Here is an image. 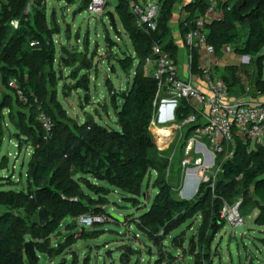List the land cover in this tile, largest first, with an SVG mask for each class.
<instances>
[{
  "label": "trees",
  "instance_id": "1",
  "mask_svg": "<svg viewBox=\"0 0 264 264\" xmlns=\"http://www.w3.org/2000/svg\"><path fill=\"white\" fill-rule=\"evenodd\" d=\"M89 1L81 0L80 10L87 8ZM114 1L115 15L132 47V54L121 51L114 62L125 74L134 70V75L125 90L109 88V105L102 110L113 112L116 122L112 127L97 125L91 120L90 124L80 125L57 101L59 81L54 69V37L59 29L54 21H48L45 0H0V148L4 137L1 124L6 118L14 130L17 150L22 146L31 149L25 173L26 188L19 192L0 191V264H39L24 253V245L29 241L38 257L43 255L54 260L80 240H97L102 233H86L80 229L63 243L51 245V237L65 219L106 217L111 224H123L124 220L120 222L104 213L102 206L107 202L106 197L111 190H117L126 196L125 202L137 208L140 199L150 200L143 184L151 174L155 176L151 186L156 194L147 211L132 219L131 224L155 249L153 264L179 262L178 255L185 250L184 239L180 234H173L195 218L200 220L197 246L209 250L215 236L227 225L220 214L224 203L232 205L240 199V215L244 218L243 212L251 208L257 212L253 223L264 226V144L251 147L236 140L231 159L223 161L218 157L220 173L213 189L211 180L201 183L190 200H182L168 182L167 161L162 159L151 133L158 111L157 82L144 74V65L156 58L155 46H160L176 62L177 47L168 25L174 9L182 4L187 13L181 23L184 36L205 13L206 1L160 0L154 31L137 27L132 13V5L137 0ZM226 6L229 10L223 19L205 27L206 45L218 59L223 57L226 48L238 57L250 58L248 64L240 66L249 68L247 85L242 84L236 67H225L226 74L221 78L230 95L264 96L263 59L259 56L264 49V0H229ZM13 21L18 22L16 29L11 26ZM106 41L108 54L114 46L118 47L107 35ZM60 53L58 71L74 68L70 78L75 83L69 90L87 92L89 75L78 78L82 71L92 70L87 51L77 53L61 47ZM110 66L115 72V66ZM11 82L15 83L14 88L9 87ZM17 91L27 99L26 104L20 102ZM42 112L53 122L48 135L37 121ZM191 114L184 102L174 112L178 124ZM194 128L182 129L185 140ZM7 165V158L3 157L0 171L6 170ZM147 185L148 181L146 189ZM144 205L140 210H146ZM41 209L50 214V222L45 227L38 223ZM201 258L211 264L205 252Z\"/></svg>",
  "mask_w": 264,
  "mask_h": 264
},
{
  "label": "rangeland",
  "instance_id": "2",
  "mask_svg": "<svg viewBox=\"0 0 264 264\" xmlns=\"http://www.w3.org/2000/svg\"><path fill=\"white\" fill-rule=\"evenodd\" d=\"M159 1L137 0L143 6L149 4L157 6ZM45 5L48 21H54L59 29L58 34L54 37L57 54H59L61 47H65L77 53L87 51L88 59H92V70L89 72L82 71L78 75V78L81 75H89L87 92L69 90L75 83L70 78L74 68H62L61 71H58V64L55 63L54 69L59 81L57 83V101L66 111V114L80 125L90 124L91 120L97 125L115 127V119L111 110H108V115H105L106 113L102 110L103 106L109 105V88L111 86L114 91L125 90L128 87L127 83L131 85L133 79L132 72L125 74L114 62V57L120 55L121 51L132 53L130 41L113 9L115 1L105 0L101 16L90 15L87 8L80 10L81 0L78 3H75L74 0H45ZM108 13L113 15L116 28L110 24ZM106 35L110 41L118 44V47L114 46L113 51L109 54L107 53ZM224 53L227 63L234 61L235 58H233L231 49L226 48ZM259 56L263 59L262 73H264V49L261 50ZM237 60L245 65L250 62V58L247 56ZM111 64L115 66V72H113ZM238 71L239 79L246 83L249 77V68H240ZM2 91L5 92V90ZM157 99L158 111L151 126V133L157 136L152 135L154 144L162 159L167 161L166 177L168 182L175 187L177 198L193 197L198 185L196 180L198 171L193 166V160L201 158V156L196 147L187 154L184 131L180 129L175 116L161 125L167 127L165 134L156 131V127L163 118V114L159 111L161 99ZM6 114L7 111L4 110V117ZM98 114L104 118L102 121ZM1 128L4 137L0 148V162L3 157H6L8 165L6 170L0 171V191L19 192L26 188L25 173L31 149L22 146L20 151L17 150V142L13 139L14 130L6 118L1 124ZM187 161H190V164L183 165ZM154 178V174H151L149 180L146 179L143 184V191L147 193L150 200L140 199V206L137 208L131 203L125 202L124 197L126 196L121 192L117 190L109 192L106 197L107 202L102 206V209L105 214L121 217L125 221L123 224L116 225L107 221L93 225L92 228H86L84 230L86 233L97 231L102 233V236L97 240L91 238L84 241L80 240L54 260H49L46 256L41 255L39 256V264H73L74 260H76V264H120L119 258L122 253L127 254V264H153L156 251L151 248V243L131 224V220L139 217L149 208L156 194V190L152 189L151 186ZM8 179L11 180V183ZM144 204L147 208L142 211L140 207L145 206ZM243 213V226L239 228L227 224L215 236L209 250H202L197 246L198 228L200 226L198 218L183 225L173 234H180L184 239L183 247L185 250L178 255L179 262L177 264H207L201 258L203 252L209 255L211 264H264V226L260 227L253 223V219L257 215L256 211L248 208ZM74 224L75 228H73ZM70 227H72L71 231H69ZM79 228L73 220L65 219L60 224L58 232L51 237V245L55 247L63 243L69 235L79 232ZM127 249L131 252H127ZM173 252L175 253V251Z\"/></svg>",
  "mask_w": 264,
  "mask_h": 264
},
{
  "label": "built area",
  "instance_id": "3",
  "mask_svg": "<svg viewBox=\"0 0 264 264\" xmlns=\"http://www.w3.org/2000/svg\"><path fill=\"white\" fill-rule=\"evenodd\" d=\"M208 7L205 13L196 21L193 30L183 36L185 46L192 51L196 46H206L205 27L223 19L224 13L229 10L226 6L229 0H205ZM105 0H90L87 12L90 15L101 16ZM132 13L136 18L138 28L154 31L158 18V7L156 5H146L135 3L132 5ZM11 26L16 29L18 22H11ZM32 46V45H31ZM207 52L213 55L210 47H206ZM155 58V70L152 74L157 82V97L164 91L173 98L176 107L180 102H184L192 111L181 124L180 129L185 127H195L190 137L185 141L187 154L192 148L203 147L209 149L210 158L201 154V158L193 160V166L197 169L196 180L198 186L201 183L212 181L213 189L217 176L220 173L218 157L223 161L231 159L235 150V141L243 144L248 143L251 147L264 144V104L249 103L241 104L230 99L227 85L222 79L216 78L213 73V65L205 63L199 70L205 81L208 93L205 94L191 84L190 80L180 77L177 64L172 57L161 49L160 46L153 48ZM190 63L193 54L190 52ZM15 83H9V87L14 88ZM20 102L26 104L27 99L17 91ZM177 103V104H176ZM37 121L42 130L48 135L52 128V119L44 112L39 113ZM190 161L183 165H189ZM241 200L234 204L224 203L221 209V218L226 224L241 228L244 218L239 213ZM109 221L106 217L83 216L75 219L79 229L92 228L94 224Z\"/></svg>",
  "mask_w": 264,
  "mask_h": 264
},
{
  "label": "crops",
  "instance_id": "4",
  "mask_svg": "<svg viewBox=\"0 0 264 264\" xmlns=\"http://www.w3.org/2000/svg\"><path fill=\"white\" fill-rule=\"evenodd\" d=\"M186 17H187V13L183 11V5L178 4V5H176V7L174 9L173 16H172V18L168 24L170 32H171L173 43L177 47L176 64H177L178 73L182 79L190 80L193 87H195L199 91L207 94L208 93L207 85L202 78V73L199 70L200 67H202L207 62L212 63L214 76L216 78L222 79L221 77L226 74L225 70H224L225 67L232 66V67H236L239 70L240 66L244 65V64L237 60L241 57L238 58L234 53H233V58H235L234 59L235 62L233 61L231 63H227L226 56H225L224 52H223L224 53L223 57L221 59L216 58L214 54L210 55L207 52V48H206L207 45L206 46H196L194 48L195 52L193 53V60L190 63L189 58H190V52L191 51H190V49H188L185 46L184 41H183V36L181 34V23ZM60 52H61V48L59 50V54H57V51H56L55 63H57L58 65H59V60H60V56H61ZM154 70H155V59L147 60L145 65H144V68H143L144 74L146 76H152ZM115 71H116V69H115ZM132 73L134 75V70L132 71ZM237 74H239V71H237ZM242 84L247 85V81H246V83H244L242 81ZM127 85H128V87L130 86L128 83H127ZM158 98L161 99V106L159 107V111L163 114V118L161 119V121H160L159 125L156 127V129L157 130H162V129L165 130V129H167V127L161 126V125L164 124L166 121H170L171 119H173L174 112H175L177 105H176V107L174 106L175 104H173V98L166 91H164L162 94H160L158 96ZM230 99L233 101H238L241 104H249V103L264 104V96H260V95L257 96L256 98H252V97H248V96L236 97L234 95H230ZM111 113H113V112L111 111ZM105 115H108V114L106 113ZM112 115L115 119L114 114H112ZM98 117L101 121L104 119L99 114H98ZM115 122H116V119H115ZM102 124H103V122H102ZM166 131H168V130H166ZM151 132H152V129H151ZM152 135H153V133H152ZM153 136H156V135L154 134ZM197 151L199 152L200 155L204 154L207 158H210L209 149L205 150L203 147H197ZM192 178H194V177H192ZM185 197H187V196H184V198ZM181 199H183V198H181Z\"/></svg>",
  "mask_w": 264,
  "mask_h": 264
},
{
  "label": "water",
  "instance_id": "5",
  "mask_svg": "<svg viewBox=\"0 0 264 264\" xmlns=\"http://www.w3.org/2000/svg\"><path fill=\"white\" fill-rule=\"evenodd\" d=\"M75 3H78L79 0H74ZM108 19L110 24L115 28V23H114V17L111 13H108ZM196 193V190H195ZM192 196H187L186 198H183L182 200H190ZM115 219L119 220L120 222H123V219L119 217L118 215H112ZM50 222V214L46 209H41L38 212V223L41 227H45L49 224ZM24 253L27 255V257L30 260L33 261H39L40 258L38 257L36 251L34 250V247L32 245V242L29 241L24 245ZM127 254L122 253L120 258H119V263L120 264H127L128 260L126 259Z\"/></svg>",
  "mask_w": 264,
  "mask_h": 264
},
{
  "label": "bare ground",
  "instance_id": "6",
  "mask_svg": "<svg viewBox=\"0 0 264 264\" xmlns=\"http://www.w3.org/2000/svg\"><path fill=\"white\" fill-rule=\"evenodd\" d=\"M156 131H158V132L161 133V134H165V130H163V129H162V130H156ZM195 186H196V185H195ZM195 186H194V187H195Z\"/></svg>",
  "mask_w": 264,
  "mask_h": 264
}]
</instances>
